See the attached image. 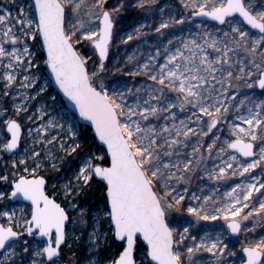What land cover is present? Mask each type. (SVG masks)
Wrapping results in <instances>:
<instances>
[{
    "label": "snow or ice",
    "instance_id": "6c2138e0",
    "mask_svg": "<svg viewBox=\"0 0 264 264\" xmlns=\"http://www.w3.org/2000/svg\"><path fill=\"white\" fill-rule=\"evenodd\" d=\"M156 3L34 0L35 20L22 6L15 16L0 7V94L12 98V115L0 105V264H202L200 253H209L211 264H233L229 258L238 253L228 233L255 231V223L245 224L250 218L264 221V0H179L188 16L161 19L157 33L186 24L192 33L195 18L215 22L212 30L196 23L199 39L176 37L180 46L168 39L163 62L158 47L149 62L128 71L151 84L106 85L110 48L117 39H138L144 27L135 37L114 38L116 19L130 7L163 14ZM41 61L90 123L92 141L65 114L50 115L44 106L38 117H22L43 121L24 136L18 117L48 87ZM242 88L258 89L260 98ZM224 124L230 139L219 135ZM213 153L220 163L205 167L201 180L247 174L254 182L237 183L223 202L215 192L189 195L192 176ZM62 172L49 190L47 175ZM96 191L101 204L81 202ZM184 213L193 220L182 222ZM220 220L227 233L190 231ZM245 241L239 264H264V236Z\"/></svg>",
    "mask_w": 264,
    "mask_h": 264
},
{
    "label": "rangeland",
    "instance_id": "374dc122",
    "mask_svg": "<svg viewBox=\"0 0 264 264\" xmlns=\"http://www.w3.org/2000/svg\"><path fill=\"white\" fill-rule=\"evenodd\" d=\"M109 4H112L115 2V0H108ZM17 6H22L27 13L30 14V17L35 20V11L33 8V2L32 0H15V3H12V0H0V7L10 9L12 12V15L15 16L17 14ZM157 9L163 7L164 13L161 15L159 11L154 12H147L145 10H141L138 8H128L126 11H123L121 16L116 19L115 22V28H114V38L117 33H119L120 37L123 39H127L128 34H132L134 37L137 35L135 32L136 28H141L143 25L144 27L141 28V35L138 39H133L131 41H128V43H121L119 39L116 40V46L110 48L109 53V60L106 61L109 71L105 73V79L104 83L106 85H112V83L115 81L119 83L120 85H126L128 88H132L135 90V88L140 87L144 84H151L152 81L144 80L142 76H130L128 75V71H136L138 69L139 65H142L145 62H149V57L154 56L156 52V48H160L162 55L160 58V62H163V47L167 45L168 39H173L175 43H178V40H176V37L183 36L185 33L189 32L187 31L188 25H175L174 27L170 29H164V36H161L159 33L155 31V28L159 26V22L161 19L163 20H169L170 16H175L179 18L180 16H188V13L183 9L182 5L179 3V0H157V3L155 5ZM163 16V17H162ZM167 16V17H166ZM196 23L202 24V26L208 27L209 30H212V25H214L215 22L212 21H204L200 20L198 18H195L193 21L191 27L193 29V34L200 31V29H197L195 27ZM224 27V26H219ZM185 32V33H184ZM190 38V37H188ZM187 38V39H188ZM191 38H197L198 36L191 37ZM159 41L160 43H157ZM177 41V42H176ZM28 43L34 44L33 41H28ZM171 47V46H169ZM33 51L36 53L38 57H45L42 50H38L33 48ZM84 51L91 52L92 50L90 48L84 49ZM132 56L135 59H133L131 62H129L128 57ZM155 62V61H153ZM119 66L120 71H116V66ZM39 69L40 74L45 78L47 81V90L46 92L42 93L41 96H37L35 100H28V113H22L21 117H18L20 119V122L24 125V136L27 137V129L28 127L36 128L38 127L43 121L39 119H35L32 122H29L27 120L22 119V117L26 115H31L33 113L36 114V116H39V109L41 106H44L47 110V112L52 115L56 112H60L61 114H65L70 122H75L78 130L80 132V136L82 139L87 141H92V138L88 135H85V129L87 127L81 125L75 115L74 112H72L64 103L62 100L60 94L55 90V88L52 85V81L50 78V75L46 69V66L41 61L39 63ZM3 69H0V72H2ZM33 71H36V69H33ZM39 86V85H38ZM2 87V85H0ZM111 90V89H109ZM24 91V90H21ZM242 92H247L246 89H241ZM29 95H33L35 93V89H29L27 90ZM249 92L252 94L255 92L256 97L260 98V92L258 89L255 90H249ZM51 97H55V101L51 99ZM11 96L9 97H3L2 94H0V105H4L9 108V115H12V105H11ZM48 117H45V120H47ZM233 122L230 118L229 123ZM222 127L225 129L227 128V124L222 125ZM215 131V130H214ZM223 131V132H224ZM219 133L221 135L222 139L228 138L230 139L228 135L224 136L222 133ZM35 133H33V136ZM93 135V134H92ZM94 137V136H93ZM194 138V139H193ZM192 140H195V137H193ZM205 141V138H203ZM208 142L205 141V146ZM27 144L29 147H31V140L27 141ZM96 145H98L96 143ZM25 147V143L22 141L21 147L18 150L19 152H23ZM203 151V149H202ZM255 151H258V148L255 149ZM191 152V149H190ZM205 157H207V152H204ZM8 158L7 155L5 157ZM243 159V158H241ZM220 163V161L215 160L214 158H209L205 162H202L199 165V168L196 169V174L192 176L191 184L188 185L189 187V193H192L193 190H196L197 195H202V191L199 189V186L202 184L206 187H209L211 191L217 193V197L215 199L220 200L223 202L224 200V193L227 192L223 190L225 187L232 186V182H234L233 177H229L224 180L220 181H212L208 180V178L205 176L203 180H201L199 177L203 175V169L207 167L208 169H211L215 164ZM260 169L257 168L255 170V175L257 177L260 176ZM64 173H52L47 175V179L49 180V190H51V185L55 183V177L59 175H63ZM71 173L68 172V175ZM242 183H249L253 182L248 178V176L244 177L243 180H241ZM60 183H64L63 180L60 181ZM218 189V191H216ZM182 190V189H181ZM201 191V192H200ZM190 195V194H189ZM102 194L98 191L90 193V196L81 198V202L83 200H87L88 202L92 204H101L102 203ZM179 215V214H176ZM193 218L190 216H187L186 213L183 214V221H192ZM253 223H255V231L248 232V233H241L239 236H232L230 233H228L230 238V248H233L238 253V257L233 258L234 262L236 264H239V261L241 259H244L243 254L240 252V248L243 243H245V235L247 236L248 241L258 239L261 236H264V221H252L251 218L249 221H246L245 224L248 227H252ZM202 229H207L210 231H220L224 230L227 233L226 225L224 224L223 220L220 221H209V222H200V226L196 228L190 229L193 233L202 232ZM74 251L77 252V254H80L78 251H81V249H74ZM203 257L202 264H205L204 262L208 261L209 264H211L212 258L209 253H200L198 254ZM207 257V258H206Z\"/></svg>",
    "mask_w": 264,
    "mask_h": 264
},
{
    "label": "bare ground",
    "instance_id": "6f19581e",
    "mask_svg": "<svg viewBox=\"0 0 264 264\" xmlns=\"http://www.w3.org/2000/svg\"><path fill=\"white\" fill-rule=\"evenodd\" d=\"M162 15V14H161ZM163 17V16H162ZM167 17V16H166ZM185 33V32H184ZM180 37H182V38H184V39H187L188 37H194V34L193 33H190V32H187V33H185L183 36H180ZM196 37V36H195ZM177 42V41H176ZM174 46H180L179 45V41H178V43H175L174 42ZM174 46H171V48H172V50H174ZM143 78H144V80H147V78L145 77V76H142ZM246 93H248V94H251L250 92H249V90L248 89H246ZM257 98V97H256ZM185 115H190V113H186V114H181L180 115V118L182 119V118H184V116ZM177 123H179V121H177ZM235 123H239V121H235ZM222 135H224V136H226V135H228V132H227V128L225 129V131L222 133ZM194 139V138H193ZM205 141H207L208 143H210V141L208 140V138H206L205 137ZM219 143V142H218ZM190 149H191V147H189L188 149H185V151L186 152H190ZM215 157V153H213V158ZM246 176H247V174H246ZM245 176V177H246ZM234 178V182H232V186H227V187H225L223 190H225V191H230L231 190V188L232 187H234L237 183H242L241 182V180H243V178L244 177H240V176H236V177H233ZM249 178V177H248ZM254 182V181H253ZM245 183V182H244ZM198 189V188H197ZM197 189H195V190H193L192 192H196V190ZM199 189L201 190H203L202 191V195H200L201 197H203L204 195H212L213 194V191H211V189L209 188V187H206V186H204V185H200L199 186ZM198 191V190H197ZM201 192V191H200ZM189 194H191V193H189ZM254 195H258V194H254ZM217 197V193L215 194V197L214 198H216ZM186 201H187V203L188 204H192V205H196V204H198V203H200V202H202V201H192V200H190V199H188V198H186ZM258 206V205H257ZM245 211H247V209L245 210ZM213 232H215V231H213ZM217 232V231H216ZM200 235H203V231L202 232H200L199 233ZM207 258V257H206ZM230 260H232L233 261V264H236V262H234V259L233 258H229ZM205 264H209L208 263V261H206V262H204Z\"/></svg>",
    "mask_w": 264,
    "mask_h": 264
},
{
    "label": "water",
    "instance_id": "95a60500",
    "mask_svg": "<svg viewBox=\"0 0 264 264\" xmlns=\"http://www.w3.org/2000/svg\"><path fill=\"white\" fill-rule=\"evenodd\" d=\"M32 2H33V4H34V0H32ZM198 19H200V20H204V21H208L207 19H202V18H198ZM114 28H115V27H114ZM113 31H114V30H113ZM43 53H44V52H43ZM44 56L46 57V53H44ZM46 69H47V68H46ZM47 71H48V73H49V75H50V78H51V81H52V85H53V87H54L55 90L60 94V96H61L62 100L64 101V103L66 104V106H67L72 112L75 113V115H76V117H77L79 123H80L81 125H83V126L89 128V129L91 130L93 136H94V131L92 130L90 123L87 122V121H83V120L80 119L79 114H78V112H77L76 109H75V106H74V105H73V104L67 99V97H65V96L63 95V93L60 91L59 87H58V86L56 85V83H55V79H54V77H52V75H51L50 70L47 69ZM96 143L99 145V141H96ZM101 147H102V146H101ZM18 150H19V149H18ZM254 151H255V149H254ZM25 203H26V202H25Z\"/></svg>",
    "mask_w": 264,
    "mask_h": 264
},
{
    "label": "trees",
    "instance_id": "16d2710c",
    "mask_svg": "<svg viewBox=\"0 0 264 264\" xmlns=\"http://www.w3.org/2000/svg\"><path fill=\"white\" fill-rule=\"evenodd\" d=\"M85 135H88V136H90L92 139H93V135H92V132H91V130L89 129V128H86L85 129ZM96 143V142H95ZM98 191H96V193H97ZM89 196H90V194H89ZM102 197V196H101ZM88 200V199H87ZM82 251V250H81ZM81 251H78L79 253H81Z\"/></svg>",
    "mask_w": 264,
    "mask_h": 264
},
{
    "label": "flooded vegetation",
    "instance_id": "af4514ba",
    "mask_svg": "<svg viewBox=\"0 0 264 264\" xmlns=\"http://www.w3.org/2000/svg\"><path fill=\"white\" fill-rule=\"evenodd\" d=\"M49 181V180H48Z\"/></svg>",
    "mask_w": 264,
    "mask_h": 264
}]
</instances>
